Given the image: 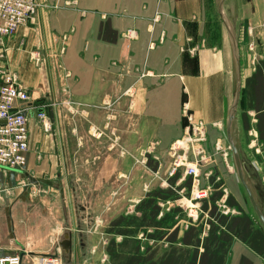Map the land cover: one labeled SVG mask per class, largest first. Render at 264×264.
Masks as SVG:
<instances>
[{"label": "crops", "instance_id": "1", "mask_svg": "<svg viewBox=\"0 0 264 264\" xmlns=\"http://www.w3.org/2000/svg\"><path fill=\"white\" fill-rule=\"evenodd\" d=\"M239 1L243 20L264 18V0ZM37 4L34 24L20 28L0 45V67L18 75L19 85L33 100L58 99L46 62L39 59L36 67L29 53H50L52 36L72 28L63 59L64 67L71 70L65 81L70 99L83 102L86 115L95 117L92 124L109 121L130 138L119 147L125 153L115 148L98 159L99 166L138 157L147 166L168 165V172L169 149L181 141L190 125L183 105L192 123L204 125L209 141L223 130L232 96V71L228 73L227 36L213 10L214 0H37ZM156 15L159 19L153 22ZM128 32L135 34L131 42L123 39ZM239 101L242 144L255 149L254 167L264 174V73L241 76ZM249 113L254 114L255 125L250 124ZM39 125L34 118L29 122L25 167L17 172L0 170V186L8 189L0 198V256L18 255L21 264L45 257L61 259L58 242L63 231L69 230L71 264H80L76 225L89 220L91 206L74 202L76 191L65 188L62 175L56 172L64 164L56 132L53 129L51 142H46ZM251 128L255 139L249 136ZM131 148L134 151H128ZM136 149L155 151L141 157ZM42 153L49 155L40 157ZM148 171L154 174L156 168L148 167ZM53 175L58 182H52ZM177 177L167 178L172 190L152 187L136 193L135 205L130 207L134 213L115 216L107 223L108 259L129 264H264V234L236 176L223 183L228 214L222 213L218 203L222 181L216 175L210 177L209 199L197 205L198 212L192 211L196 217L200 214L199 223L188 220V210L179 204ZM260 179L264 186V177ZM46 182L51 189H44ZM76 205L85 211H78Z\"/></svg>", "mask_w": 264, "mask_h": 264}, {"label": "rangeland", "instance_id": "2", "mask_svg": "<svg viewBox=\"0 0 264 264\" xmlns=\"http://www.w3.org/2000/svg\"><path fill=\"white\" fill-rule=\"evenodd\" d=\"M35 1L37 2V0ZM241 7L239 0H225L223 5L226 17L230 23L233 22L235 25L234 29L231 24L233 32L238 38L241 76L244 78V76L255 75L258 72L264 73V18L250 21L243 20L241 18ZM256 7L258 6L256 5ZM47 8L55 9L56 7L48 6ZM214 8L216 9V0H214L213 10ZM261 9L264 10V4H262ZM36 14L33 22L30 24H34ZM73 33V29L70 28L67 32L58 34L54 38L52 36L51 44L53 48H50V53L35 52L34 50L29 53V59L35 66L37 65L36 61L39 59L46 62V68L48 71L50 69L55 78L56 93L60 94L58 99L48 103L52 107L51 109H53V116L51 117L53 118L51 119L52 131L54 129L57 135L59 157L63 158L62 160L64 161L61 170L56 172L62 175V180H64L63 184L65 188L68 189V192L73 188L76 191L74 202L78 204L84 202L91 206L90 218L84 223V232L88 234L87 249L83 255L81 254V261L78 262L80 264H129V261L115 262L108 259L106 251L109 233L105 232L108 230L106 226L107 223L115 216H123L125 214L129 216L134 213L133 209H130V207L135 205L134 200L136 193L140 194L142 190L152 187L159 190H172L173 187L169 185V180L167 181V178L171 179L177 175L179 177L175 178L174 184H180L179 190L175 188L176 196H178L181 191V196L178 197L179 204L182 208L188 210L186 214L188 220L199 223L200 214L196 217L194 212L191 213L192 211L190 208L195 206L196 209H198L197 205L199 207L201 203L209 199L212 192V187L209 183L210 177L216 175L219 182L222 181L221 183L223 184L228 177L235 176L230 148L225 138V123L223 125V130L220 131V134L213 142L212 140L209 141L208 135L204 130L203 141L198 144H189L185 152L187 163H193V160H195L197 164L196 167L199 173L198 190L206 192V196L201 201H191V194L194 188L192 180L188 177H183V168L177 169L180 171L175 176L170 174L171 168L173 167L171 164L173 163V159L170 163L171 166L168 172V165L164 166V168L163 165L157 166L155 164L154 166H147L146 163L141 161L142 158L131 157L129 154H126V156H130L131 158L128 157L122 160L121 164H119L120 161L114 163L113 160H111L109 164L106 163L104 166H99L98 159H101L102 155L108 156L115 151V148H119L120 145H127L130 138L127 132L115 130L112 123L109 121L105 122L102 126L92 124L94 123L95 117H88L86 115L87 113L84 109L85 106L82 104L83 102L70 99L68 90L65 87V81L70 78L71 70L64 67L63 59L65 57L66 46L73 36ZM126 34L123 36L125 42L131 40L126 38ZM225 45L227 69L228 73H230V70L232 71V58L226 38ZM16 76L18 78V75ZM183 112L185 114V120H190L191 116L186 105H183ZM248 117L250 119V124L255 125L256 118L254 114L249 113ZM236 120L235 139L241 144L240 149L247 163L257 170L253 163L256 162L255 157L257 153L255 149H250L246 144H242L243 120L241 101H239L238 104ZM197 124H201L204 129L202 123ZM92 125H95V127L92 128ZM39 131L43 137L42 139L50 143L52 131L45 133L40 125ZM249 133L250 138L255 139L252 128ZM185 137L186 134L181 141ZM28 150L30 152V149ZM119 150L125 153L122 149L119 148ZM128 151H134V148L128 149ZM136 151L138 152V156L144 157L145 153V155H152L155 150L136 149ZM31 153L33 154V150H31ZM170 153L169 149V154ZM44 155L49 154L42 153L40 157H44ZM135 158L139 160V162H137ZM148 167L156 168V172H154V174L150 173ZM13 171L17 172L15 170ZM257 172L260 178L264 177L262 172L258 170ZM52 177L55 181H52L53 183L58 182L54 175ZM254 183L255 182L251 180L253 186L255 185ZM44 185L46 187L44 189H51L48 182ZM220 187L222 196L218 203L220 204L222 213L225 214V212L229 210L226 208V198L228 194L224 184ZM247 204L249 205L248 200ZM161 210L158 213L159 217L163 214ZM251 212L253 218L256 220L252 209ZM186 224H188V222ZM203 228L207 230L206 225H203ZM200 235L202 236L203 233L201 232ZM75 247L77 248L78 246L75 245ZM145 263L146 262H142V264Z\"/></svg>", "mask_w": 264, "mask_h": 264}, {"label": "built area", "instance_id": "3", "mask_svg": "<svg viewBox=\"0 0 264 264\" xmlns=\"http://www.w3.org/2000/svg\"><path fill=\"white\" fill-rule=\"evenodd\" d=\"M38 4L35 0H0V45L4 39L11 38L20 28L33 22ZM158 20L156 15L154 22ZM126 38L133 39L135 34L128 32ZM2 55H0V60ZM51 106L39 100H33L30 93L19 85L16 74L5 67H0V170H22L26 165L29 142V122L34 118L45 133L52 131L51 118L48 111ZM186 137L176 142L172 148L173 175L177 169L183 168V177L192 180L194 191L191 201H201L206 192L198 190L199 173L196 161L187 163L185 152L190 144L203 141L204 129L201 124L190 120ZM8 189L0 186V198ZM191 211L198 212L195 206ZM193 213V212H191ZM226 211L225 214H228ZM193 218V217H192ZM0 264H21L18 255L0 256ZM34 264H62L61 259L45 257Z\"/></svg>", "mask_w": 264, "mask_h": 264}, {"label": "water", "instance_id": "4", "mask_svg": "<svg viewBox=\"0 0 264 264\" xmlns=\"http://www.w3.org/2000/svg\"><path fill=\"white\" fill-rule=\"evenodd\" d=\"M225 0H216V10L218 17L225 29L230 52L232 58V96L229 107L227 109L226 121L224 126L225 138L230 148L232 166L235 176L241 185L249 205L256 217L255 222L259 225L262 233L264 234V186L260 177L255 170L247 163L238 142L234 137V122L237 112V106L240 98L241 88V68L240 57L238 49V38L234 35L231 23L226 17L223 9ZM234 24V23H233ZM249 174V176L247 175ZM251 180L255 182V186L251 185ZM261 203V205H260ZM78 211H85V208L76 205ZM76 239L81 251V254L86 251L88 244V234H86L85 226L79 221L76 225ZM58 247L61 252L62 264H71L72 252V233L69 230H64ZM83 259V257H82Z\"/></svg>", "mask_w": 264, "mask_h": 264}, {"label": "bare ground", "instance_id": "5", "mask_svg": "<svg viewBox=\"0 0 264 264\" xmlns=\"http://www.w3.org/2000/svg\"><path fill=\"white\" fill-rule=\"evenodd\" d=\"M250 177V176H249ZM252 185V184H251ZM255 186V185H254ZM260 205H261V203H260ZM263 211H264V209H263Z\"/></svg>", "mask_w": 264, "mask_h": 264}]
</instances>
